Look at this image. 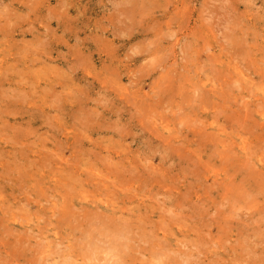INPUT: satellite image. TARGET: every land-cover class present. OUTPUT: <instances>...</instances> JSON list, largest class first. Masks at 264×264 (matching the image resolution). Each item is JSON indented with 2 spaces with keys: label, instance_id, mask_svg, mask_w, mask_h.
I'll return each mask as SVG.
<instances>
[{
  "label": "rangeland",
  "instance_id": "rangeland-1",
  "mask_svg": "<svg viewBox=\"0 0 264 264\" xmlns=\"http://www.w3.org/2000/svg\"><path fill=\"white\" fill-rule=\"evenodd\" d=\"M0 264H264V0H0Z\"/></svg>",
  "mask_w": 264,
  "mask_h": 264
}]
</instances>
